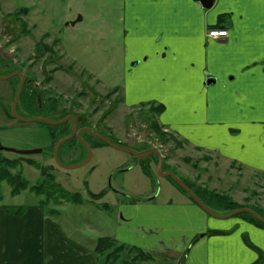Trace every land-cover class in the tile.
Segmentation results:
<instances>
[{
    "label": "crops",
    "instance_id": "obj_1",
    "mask_svg": "<svg viewBox=\"0 0 264 264\" xmlns=\"http://www.w3.org/2000/svg\"><path fill=\"white\" fill-rule=\"evenodd\" d=\"M122 11L124 67L140 66L118 87L124 107L163 106L165 132L264 175V0H216L210 9L199 0H123ZM212 28L229 37L209 39ZM193 171L220 188L219 176ZM169 190L133 202L126 218L119 211L115 227L95 241L65 228L80 221L45 216L39 206L14 217L1 206L0 264H101L95 246L106 237L152 257L141 264H264V228L243 217L219 222L175 186Z\"/></svg>",
    "mask_w": 264,
    "mask_h": 264
},
{
    "label": "rangeland",
    "instance_id": "obj_2",
    "mask_svg": "<svg viewBox=\"0 0 264 264\" xmlns=\"http://www.w3.org/2000/svg\"><path fill=\"white\" fill-rule=\"evenodd\" d=\"M23 8L29 10L26 23H23L28 34L23 32L24 28L19 30L14 21L7 19L9 13L16 17L21 15L16 11ZM122 10L123 0H0V76L21 68L41 94L38 102L42 107L39 105V108L33 105L29 108L27 99L20 98L17 115L23 119L45 118L51 121L75 116L80 120L77 123L79 129L91 128L114 143L139 153L155 149L165 155L164 168H169L192 186L228 196L239 205L264 212L263 174L247 171L244 166L226 162L219 156L213 158L201 154L185 140L159 126L164 133L162 139L153 126L159 121L151 107L158 104L148 103L131 109L124 107L121 90L128 75L138 72L140 66L131 64L132 68L127 70L124 67ZM80 17L83 20L76 23ZM68 23L76 24L71 26ZM44 34H49L50 38L43 37ZM38 42L53 48L55 54L38 56L35 50ZM2 59H6L4 63H8L9 68L3 67ZM50 60L53 63H49ZM56 67L61 69L53 72ZM18 86L16 77L0 81V148L18 152L42 150V153L20 156L2 151L6 158L20 160L12 173H21L34 186L41 181V173L36 165L27 161L32 160L42 167L51 166L57 184L84 199L80 205L62 204L45 208L42 210L45 216H55L68 222L80 221L77 225L66 224L65 228L78 229L95 241L99 235H107L115 227L119 211L126 218L129 214L127 206L133 202L146 203L153 195L164 198L170 191L169 186H175L167 177L157 176L152 181L144 173L145 160L110 146L93 147L92 159L83 167L65 169L57 165L54 148L62 136L61 128L63 132L71 133L73 124L69 121L57 128L37 121L26 123L11 118L10 108ZM116 87L121 90L110 94ZM2 107L9 110V117ZM255 110L251 112L255 113ZM90 136L83 132L82 139L88 145H97V138ZM73 139L64 143L58 152L59 161L65 167L80 164L88 153L80 140ZM151 161L154 163L153 158ZM167 161L170 167H167ZM193 170H207L213 176H219L220 188L213 189L215 184L211 185L207 175H198ZM228 181L233 183L227 188ZM102 192L104 195L100 200L91 199L90 194ZM0 194V208L3 205L30 208L38 206L44 199L29 191L12 196L6 182L0 185ZM104 204L109 206V210L102 208ZM53 209L57 210L56 214L52 213ZM221 212L223 215L226 213L225 210ZM211 218L229 222L242 217ZM123 259L131 260V255L125 253Z\"/></svg>",
    "mask_w": 264,
    "mask_h": 264
},
{
    "label": "trees",
    "instance_id": "obj_3",
    "mask_svg": "<svg viewBox=\"0 0 264 264\" xmlns=\"http://www.w3.org/2000/svg\"><path fill=\"white\" fill-rule=\"evenodd\" d=\"M16 12H20V14L22 16H26L29 13V10L27 8H23V9H19ZM223 18L224 17H221V19H223ZM25 28L26 27H24V30H23L24 33L26 32ZM25 34H28V32H26ZM35 50H36V53L38 56H40V55L43 56L47 53H49L51 56H53L55 54V51L53 50V48H51L49 46H43L42 42H39L36 44ZM50 62L53 63L52 60ZM60 69H61L60 67H56L52 71L56 72ZM51 79L52 78H49L48 81H51ZM118 90L119 89L116 88V89L112 90L110 92V94H113ZM38 96H41V94L39 92L33 93L30 90L28 91L27 86H25L21 98L27 99L26 106H28L29 108H32L31 107L32 105L36 106L38 108L40 105L38 102ZM151 108L153 109V113H155L158 116L161 113L163 106H160V105L154 106L153 105V107H151ZM65 117L66 116H63L60 119H63ZM11 118H13V117L11 116ZM77 122L78 123L80 122V120L78 118H77ZM153 126H154V131L156 133H158L159 136L161 135L160 137L163 139L162 136L164 135V133L162 132V128H161L162 126L160 125V123L159 122L154 123ZM159 126H161V127H159ZM57 128H60V127L57 126ZM60 132H61L60 136L61 135L62 136L59 139H57L56 143L60 139L66 137L70 134V132L69 133L63 132L62 128H61ZM86 134H88V133H86ZM90 137L94 138L92 136H90ZM96 140L98 141L97 145L94 146L93 144H89L92 149H93V147H97L98 145L108 146L103 141L98 140V139H96ZM110 140L113 141L112 139H110ZM86 155H87V152H86ZM85 158H86V156H85ZM151 158L154 159V162L156 165L158 163V157L155 155H152ZM151 158H148L145 160V162L143 164V169H144V173L153 181L156 178V174H155V172L151 166ZM27 162L31 165H36L37 168L40 170V173H41V181L34 186H31L29 184V182L23 177V175L21 173H18V174L12 173V170L19 166L20 160L8 159L4 156L3 152L0 151V185L2 183L6 182L9 185V187L11 188L12 196H18V195H21L23 192L29 191L30 193L35 194L36 196H38L40 198H44L43 200H41L39 202V205H38L42 209L48 208L52 205H62V204L80 205V204L84 203V199L81 197L80 194L70 193V192L66 191L65 189H63L59 184H57L56 177L53 173V167H51V166L50 167H42L32 160H28ZM171 181L181 192H183L185 195H187V193L184 190H182L172 179H171ZM183 182L194 192V194L209 209H211L213 212H215L217 214H223V212H221L222 210H225L226 211L225 214H228V213H231V212L238 210V209H241V208H249L264 218V212L261 210H258V209L252 208V207H248V206L239 205L232 198H230L228 196L219 195V194L214 193L213 191H209L208 189L207 190L202 189L200 187L198 188L194 185L192 186L186 180H183ZM103 195H104V193L102 192L101 194H90V197L93 201H98L102 198ZM188 197L192 202H194V200L190 196H188ZM0 201H2L1 194H0ZM2 207H3V209L7 215L14 216V217L23 216L28 209L27 207H24V206L9 207V206L3 205ZM102 208L109 210V206L107 204L102 205ZM52 213L54 214V210H52ZM240 216L245 218L249 222H252L253 224H255L257 226L264 228V224L262 222H260L259 220H257L254 216H252L248 213H243ZM211 233L215 234V235L221 234L219 232H211ZM95 253L97 254V256L100 259H101V257L103 258V260L102 259L100 260L101 264H138L141 262L148 261L152 258L149 254H147L146 252H144L143 250H141L137 247H131V246H128L126 244L119 243L117 240H115L113 238H107V237L101 238L97 241L96 246H95ZM125 253L128 255H131V260H124L123 259V255ZM261 263H262V260L260 259L255 264H261Z\"/></svg>",
    "mask_w": 264,
    "mask_h": 264
},
{
    "label": "water",
    "instance_id": "obj_4",
    "mask_svg": "<svg viewBox=\"0 0 264 264\" xmlns=\"http://www.w3.org/2000/svg\"><path fill=\"white\" fill-rule=\"evenodd\" d=\"M202 4V6L205 8V9H210L212 8V6L214 5L215 1L216 0H199ZM78 21H81V18H79ZM72 25H75V23H71ZM16 76H20L21 77V83H20V86H19V89L17 91V94L14 98V101H13V105H12V116L20 121V122H26V123H30V122H41V123H44V124H48V125H52V126H60V125H63L65 123H67L68 121H71L72 124H73V128H72V132L69 136L61 139L56 145H55V148H54V158H55V161L56 163L65 168V169H75V168H79V167H83L85 166L86 164H88L90 162V160L92 159V156H93V152H92V148L82 139V134L83 132H87L88 134H90L91 136L103 141L104 143H106L108 146L112 147V148H115L117 150H120V151H123V152H126V153H129V154H132L133 156L139 158V159H146L148 157H150L151 155L153 154H156L158 155L159 157V160H158V164H157V167H156V174L160 177H170L173 179V181L182 189L184 190L193 200L194 202L203 210L205 211L207 214H209L210 216L214 217V218H217V219H220V220H224V219H229V218H232L234 216H238L240 214H243V213H248L252 216H254L257 220H259L260 222H262L264 224V218L260 215H258L257 213H255L254 211H252L251 209L249 208H241V209H238V210H235L229 214H225V215H220V214H217L215 212H213L211 209H209L195 194L194 192L178 177L176 176L173 172H163L162 171V166H163V158H162V155L159 151L155 150V149H152L150 151H148L147 153H139V152H136V151H133L131 149H128V148H125V147H122L116 143H114L113 141H111L109 138L97 133L96 131L90 129V128H85V129H78V126H77V120L75 118V116H68L60 121H51V120H48V119H45V118H35V119H23L21 117H19L17 115V104H18V101L20 99V96L22 94V91H23V87H24V82H25V77L23 76L22 73L20 72H17V73H13V74H10V75H7V76H0V80H9V79H12ZM211 83H216L215 80H209L207 82V84H211ZM40 98L38 97V100ZM73 138H77L78 140H80L82 142V144L87 148L88 150V155L86 157V159L81 162L80 164L76 165V166H73V167H65L63 166L60 161H59V158H58V152H59V149L60 147L70 141L71 139ZM0 151H7V152H11V153H15V154H18V155H21V156H28V155H33V154H40L42 153V150H36V151H28V152H18V151H14V150H9V149H5V148H0Z\"/></svg>",
    "mask_w": 264,
    "mask_h": 264
},
{
    "label": "flooded vegetation",
    "instance_id": "obj_5",
    "mask_svg": "<svg viewBox=\"0 0 264 264\" xmlns=\"http://www.w3.org/2000/svg\"><path fill=\"white\" fill-rule=\"evenodd\" d=\"M11 15V16H10ZM28 15V14H27ZM27 15L26 16H22V15H18L17 17L16 16H14L13 15V13L12 14H7V19H9V21H14V24H16V27H18V29L20 30L21 28H24V24L23 23H26V21H25V19H26V17H27ZM9 21H7V22H9ZM28 23V22H27ZM33 27H35V25H33ZM45 36H48V38H50V35L49 34H44L43 35V37H45ZM42 37V38H43ZM41 38V39H42ZM40 39V40H41ZM39 40V41H40ZM39 43V42H38ZM3 60V67L4 68H9V64L8 63H4V61L6 60V59H2ZM51 61V60H50ZM51 63V62H50ZM30 66H31V68L33 67V64L32 63H30ZM17 72H20V73H22L23 74V72H22V70H21V68L20 69H16L15 71H13V72H10L8 75H10V74H13V73H17ZM7 76V75H6ZM23 76L25 77V82H24V87H23V91H24V88H25V86H27V89H28V91L30 90L31 92H33V93H37V92H39V90H38V88L34 85V83H32V81L30 80V79H28V78H26V76L23 74ZM16 78L18 79V81H19V86H20V83H21V77L20 76H16ZM0 81H4V80H0ZM19 86H18V89H19ZM18 91V90H17ZM23 91H22V93H23ZM17 94V93H16ZM21 96H22V94H21ZM21 96H20V98H21ZM20 100V99H19ZM14 101V100H13ZM19 102V101H18ZM12 105H13V103H12ZM18 105V104H17ZM40 106H41V103H40ZM42 107V106H41ZM39 108V107H38ZM2 110H3V112L5 113V115L7 116V117H9V110H7V108H5V107H2ZM10 112H11V115H12V106H11V108H10ZM66 124V123H65ZM64 125V124H63ZM61 126V125H60ZM57 144V143H56ZM55 144V145H56ZM161 155H162V157H163V154L161 153ZM155 156H157V155H155ZM158 157V156H157ZM159 160V159H158Z\"/></svg>",
    "mask_w": 264,
    "mask_h": 264
},
{
    "label": "built area",
    "instance_id": "obj_6",
    "mask_svg": "<svg viewBox=\"0 0 264 264\" xmlns=\"http://www.w3.org/2000/svg\"><path fill=\"white\" fill-rule=\"evenodd\" d=\"M210 39L219 40L228 37V32L224 29H214L208 33Z\"/></svg>",
    "mask_w": 264,
    "mask_h": 264
}]
</instances>
